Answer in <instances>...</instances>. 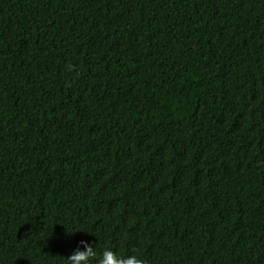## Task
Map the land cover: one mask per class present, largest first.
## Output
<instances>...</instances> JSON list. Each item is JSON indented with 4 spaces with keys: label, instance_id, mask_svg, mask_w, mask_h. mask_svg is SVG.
Segmentation results:
<instances>
[{
    "label": "trees",
    "instance_id": "16d2710c",
    "mask_svg": "<svg viewBox=\"0 0 264 264\" xmlns=\"http://www.w3.org/2000/svg\"><path fill=\"white\" fill-rule=\"evenodd\" d=\"M81 239L264 264V0H0V264Z\"/></svg>",
    "mask_w": 264,
    "mask_h": 264
},
{
    "label": "clouds",
    "instance_id": "9594fccd",
    "mask_svg": "<svg viewBox=\"0 0 264 264\" xmlns=\"http://www.w3.org/2000/svg\"><path fill=\"white\" fill-rule=\"evenodd\" d=\"M93 261L96 264H147L137 255L121 256L111 248L104 249L97 259L93 242L84 239H81L77 247L67 256L66 264H92Z\"/></svg>",
    "mask_w": 264,
    "mask_h": 264
}]
</instances>
